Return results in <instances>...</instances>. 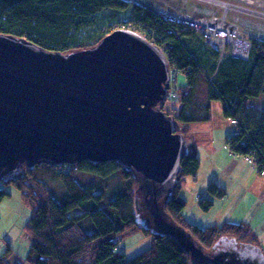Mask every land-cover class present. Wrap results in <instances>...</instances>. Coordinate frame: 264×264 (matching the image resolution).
Here are the masks:
<instances>
[{"label":"trees","instance_id":"trees-1","mask_svg":"<svg viewBox=\"0 0 264 264\" xmlns=\"http://www.w3.org/2000/svg\"><path fill=\"white\" fill-rule=\"evenodd\" d=\"M131 6L128 0H0V34L25 37L47 50L69 54L94 47L107 36L94 40L78 38L75 33L85 23L83 21L106 10L126 11ZM133 16L134 26L165 52L170 69L186 80L179 87V114L173 112L175 109L167 111L166 102L162 109L180 123L192 107L200 79L205 78L209 83L208 101H221L225 117L239 122L240 134L230 136L226 146L233 155L255 156L260 175L264 171V111L258 112L256 118L252 112L264 95V41H253L247 60L234 56L222 58L220 52L206 44L195 31L166 21L153 8L134 5ZM193 120L207 121L208 117L205 114L202 119ZM199 168L200 160L190 150L182 160L181 173L165 204L169 217L190 233L206 253L221 248L263 252L257 234L246 222L201 228L187 220L184 215L187 202L181 196L183 182L187 176L196 181ZM80 171L97 174L101 180L84 186L78 179ZM115 179L122 183L123 190L102 205L103 189ZM10 185L17 188L31 211L24 226L31 237L28 264H190L189 254L176 238L138 223L135 207L138 181L131 169L116 161H86L76 169L62 172L46 164L34 169L24 167L0 182V204L11 197L7 190ZM53 193H58L59 197H54ZM208 193L222 199L227 191L212 183ZM199 206L203 212H209L214 201L203 198ZM124 233H141L151 238V246L127 259L119 251ZM220 241L225 245L213 250ZM4 256H0V264H10Z\"/></svg>","mask_w":264,"mask_h":264},{"label":"water","instance_id":"water-1","mask_svg":"<svg viewBox=\"0 0 264 264\" xmlns=\"http://www.w3.org/2000/svg\"><path fill=\"white\" fill-rule=\"evenodd\" d=\"M170 82L165 52L131 30L69 54L0 34V182L24 167L116 161L138 181V223L176 238L190 264H264L262 251L206 253L165 211L190 152L162 109Z\"/></svg>","mask_w":264,"mask_h":264},{"label":"rangeland","instance_id":"rangeland-1","mask_svg":"<svg viewBox=\"0 0 264 264\" xmlns=\"http://www.w3.org/2000/svg\"><path fill=\"white\" fill-rule=\"evenodd\" d=\"M128 1H130L132 4L128 10H106L100 12L96 16L83 21L85 23L81 25L75 34L80 39L94 40L99 39L103 35H109L116 30L123 29V27H125V30L137 31L138 29H135L136 27H129L134 26L133 6L137 4L154 9L160 6L163 1H168L180 11L188 12L197 19L209 18L212 16L213 12H216V15H221L222 13V11L217 8H212L207 4L199 2H189L188 6H185L181 3V0ZM221 1L229 2L244 9L264 13V0ZM229 20L235 23L242 36H250L252 39L264 41V18L257 17L243 11L235 10L230 13ZM138 31L141 32L140 30ZM142 34L144 36L146 35L144 32H142ZM185 81V77L180 74L178 76L179 85L185 84ZM208 96L209 83L205 78H201L198 88L196 89L193 96L191 105L192 107L187 110L184 119L179 123L181 126L182 135L188 142L190 150L193 152H196L197 150V156L200 160L201 169L198 175V180L194 181L192 177L187 176L183 182V190L181 193V196L187 201L188 205L185 210V213L188 212L187 218L190 222L196 224H203V221L199 218L197 211H195L197 207L196 205L194 206V202H196V204L199 202L197 192L199 193L204 187L207 189L210 184L214 183L213 180L217 174L231 163L232 158L229 157V154L235 158V156H233L229 148L226 146V140L223 136H221V133L218 135L213 131L215 134V139L211 141L213 136L211 130L215 124V121L193 120L194 118L202 119L206 114V107L209 103ZM217 102L222 103L219 100H210V103L212 104ZM258 104L259 106L256 107ZM258 104L254 107L252 112V116H254V118H256L258 112H261L258 110L260 108H264V97L260 102H258ZM165 109L170 112L172 111L171 109H175L173 112L175 114H179L181 110V102L169 99L166 101ZM231 134H234V129H232ZM210 148H214L216 150L213 157H211L209 153L211 151ZM238 157H241L249 166L254 167L249 161L246 160L244 156ZM256 171L258 173L257 168ZM78 179L82 185L87 186L100 181L101 176L87 171H80L78 173ZM53 185L55 184L53 183ZM7 190L11 193V197L0 204V256L5 255L4 257L10 264H28L26 262V257L30 249L31 237L24 231V226L30 218L31 211L22 201L17 188H15L13 185H10L7 187ZM62 190L64 191L63 188ZM103 190L105 191V198L102 205H106L122 192V183L115 179L110 183L108 188H104ZM53 196L59 197L58 193H53ZM208 217L213 219L212 215ZM260 245L264 253V242L261 241ZM150 246L151 238H147L141 233H124L122 235V241L119 244V251L124 254L127 259H132L145 250L149 249Z\"/></svg>","mask_w":264,"mask_h":264},{"label":"crops","instance_id":"crops-1","mask_svg":"<svg viewBox=\"0 0 264 264\" xmlns=\"http://www.w3.org/2000/svg\"><path fill=\"white\" fill-rule=\"evenodd\" d=\"M263 97L264 95L260 97V101ZM208 102L207 121H215L211 132L213 133L214 131L218 135L221 133V136L227 140L232 135L231 132L234 128L230 120L224 115L223 105L220 102L215 104ZM258 106L259 104L256 107ZM258 111H264V108H260ZM214 133L211 141L215 139ZM210 150L209 153L213 157L216 150L214 148H210ZM195 153L198 155L197 150ZM233 156L235 158L229 154V157L232 158L231 163L220 171L213 180L214 183L226 189V196L222 199L213 198L206 187L202 188L199 193L197 192L199 200L203 198L212 199L214 206L209 212H203L199 202L197 204L194 202V206L196 205L197 207L195 211H197L199 218L203 221V224H194L201 228H206L226 222H246L257 234L259 242H264V178L258 175L256 168L249 166L241 157ZM200 169L201 167L198 170L196 181L198 180ZM184 215L187 218L188 212L185 213L184 211ZM210 215H212L213 219L208 217Z\"/></svg>","mask_w":264,"mask_h":264},{"label":"built area","instance_id":"built-area-1","mask_svg":"<svg viewBox=\"0 0 264 264\" xmlns=\"http://www.w3.org/2000/svg\"><path fill=\"white\" fill-rule=\"evenodd\" d=\"M189 2L204 3L212 8H216L212 6L213 4L212 0H181V3L184 4L185 6H188ZM153 11L163 16L166 21L179 23L185 29H190L195 31L197 34L201 36L202 40L206 44L218 50L222 58L227 56H234L245 60L249 59L250 53L253 48V41H255V39H252L250 36L248 37L242 36L239 28L235 25L233 21H230L232 23V27L228 29V31H219V32L213 31V29L210 27L211 22L221 17L220 15H216V12H213L212 16H210L209 18L197 19L196 17L190 15L188 12L180 11L177 7H174L168 1H163V3L160 6L154 8ZM129 27L135 28V26H129ZM123 29H125V27H123ZM138 30L137 31L134 30V31L144 36L142 34V31L139 32ZM144 37L148 39L147 35H145ZM256 41L263 42L259 39H256ZM179 75H180L179 72L171 70V82H170L171 88L169 91V97L175 101L178 99V95H179V87H180L178 82ZM229 120L231 121L234 127V134L236 136L239 135L240 129L238 128V124H239L238 120L236 119H229ZM245 158L255 168H257L255 156L248 155ZM54 168L62 172V171H69L71 168L76 169L77 167H73L69 164H60L55 166ZM260 175L264 178V171H262Z\"/></svg>","mask_w":264,"mask_h":264},{"label":"bare ground","instance_id":"bare-ground-1","mask_svg":"<svg viewBox=\"0 0 264 264\" xmlns=\"http://www.w3.org/2000/svg\"><path fill=\"white\" fill-rule=\"evenodd\" d=\"M212 6L216 7L217 9L221 10V17L214 20L213 22H211L210 27L213 29V31L215 32H219V31H228V29H230L232 27V23L229 20V15L230 13H232L233 11H243L252 15H255L257 17H261L264 18V13L258 12V11H254V10H249V9H244L241 8L237 5L231 4V3H227V2H222V1H218V0H212Z\"/></svg>","mask_w":264,"mask_h":264}]
</instances>
